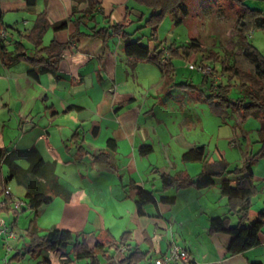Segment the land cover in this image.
Returning a JSON list of instances; mask_svg holds the SVG:
<instances>
[{
  "label": "crops",
  "instance_id": "0c3cea01",
  "mask_svg": "<svg viewBox=\"0 0 264 264\" xmlns=\"http://www.w3.org/2000/svg\"><path fill=\"white\" fill-rule=\"evenodd\" d=\"M136 6L133 0H35V6L29 9L25 0H0V30L7 25L23 27L24 33H17L28 52L33 46L24 37L41 13L49 23L42 46L51 41L64 45L55 72L39 74L38 80L27 75L26 63L5 68L0 62V114L5 117L0 122V147L7 152L36 148L44 161L55 163V173L60 166L71 196L68 201L54 199L62 200L69 226L49 230L87 233L89 247L94 238L118 243L127 233L125 255L140 253L139 264H153L156 258L168 254L172 244L187 250L190 264H264V230L259 233L258 246L234 255L227 253L229 236L208 231L213 218L229 217L232 223L237 222V216L228 211L220 184L228 180L233 185L239 176L217 177L212 186L203 189L164 187L166 177L194 180L204 171L232 168L226 153L217 146L213 154H206L202 141L210 134L199 118L167 114L168 102L163 97H177L169 87L176 83L172 79L165 83L159 71L160 77L156 78L149 71L144 73L146 69L141 66L148 63L125 56L124 41L112 32V27L124 25L132 39L127 29L148 13ZM62 23L66 24L63 29H53ZM190 95L198 102L195 94ZM229 112L225 116L230 117ZM12 116L11 137L4 123ZM247 134L245 130H234V135L249 144ZM109 141L112 148L108 147ZM144 145L151 146L147 155L139 152ZM200 146L206 154L202 162L182 161L184 152ZM103 152L106 156L97 161ZM253 153V149L246 150L241 164L235 167H241ZM251 173L257 193L251 199L249 221L264 209V159L254 162ZM56 175L61 182V176ZM138 187L156 201L144 206L142 215L137 214L135 204ZM24 194L23 188V198ZM260 199V205L254 208V202ZM5 213L13 221V211ZM113 233L119 237L113 238ZM0 244L3 247L1 239ZM120 251L108 250L118 264L124 258L118 261L111 252ZM43 252L48 251L39 255ZM55 255L56 263L44 257L37 264H74L67 250Z\"/></svg>",
  "mask_w": 264,
  "mask_h": 264
},
{
  "label": "trees",
  "instance_id": "16d2710c",
  "mask_svg": "<svg viewBox=\"0 0 264 264\" xmlns=\"http://www.w3.org/2000/svg\"><path fill=\"white\" fill-rule=\"evenodd\" d=\"M136 5H140L149 12L145 20L144 27L151 30V38L148 43H155L154 46L141 45L138 40H132L124 31V25L118 24L112 27V32L124 41L123 52L126 57L135 59L137 62H145L155 67L162 75L165 83L171 81L174 66L172 57L180 56L179 50L169 48H160L155 42V31L163 17L172 16L175 25H179L182 18L188 14L185 0H133ZM236 7L238 16L232 27L234 35L243 47L244 55L255 65V75L257 78H264V58L247 42V35L252 28H264V15L261 11L252 10L247 6L248 0H227ZM27 8L35 6V0H25ZM91 9V8H90ZM142 19H140L141 21ZM1 21V14H0ZM130 24V23H129ZM66 26L65 23L53 26L54 30H61ZM49 28V23L45 14L37 16L31 30L25 35V40L33 46V51L28 52L22 43H17L12 51H8L5 42L0 41V62L5 68H10L18 63H26L29 66L27 75L38 80L39 74L54 73L61 59L64 45L51 41L46 47L42 46V38ZM198 41L195 37L191 38L188 46L182 49L181 53L189 57L199 49ZM224 71L230 78L237 79L240 86V92L245 93L249 100L247 106H243L241 100L231 102L227 98V87L211 88L209 94H205L201 88L191 86V93L195 94L196 100L206 104L216 117H224L229 111L234 112L243 122L250 117L256 118L261 123L258 130L259 140L258 148L253 154H249L241 167L227 169L222 166L219 172H202L194 180L189 178H164V187L176 185L178 187L193 186L197 189L207 188L213 185L214 179L223 175L239 176L232 185L228 180H223L220 184V192L227 199L228 211L231 215L237 216V222L232 223L229 217L213 218L209 223L210 234H225L229 236L230 242L227 247V253L234 255L245 252L259 245V233L264 230V209L256 216L255 220L250 222L248 219L251 207V199L256 195L257 190L253 184L251 167L258 159H264V87L257 83L255 78H249L239 72L234 66L224 67ZM208 76L204 75L203 84L207 83ZM204 87V86H202ZM112 141L108 142V147L112 148ZM140 154L147 155L151 152V146L144 145L139 149ZM205 149L203 146L190 149L182 154V161L198 163L205 159ZM106 154L100 153L96 160ZM26 161L27 167L22 168L18 162ZM220 161V160H219ZM5 166L7 176L3 179L2 167ZM14 180L17 185L25 190L24 200L26 208L13 211L14 219L10 225L14 226L19 213L26 209L33 212L35 216L38 210L50 204L54 198L61 197L68 201L71 191L65 187L58 179L55 173V163L44 161L36 148L28 150H12L7 152L0 147V186L8 184ZM135 201L138 215L143 214V207L148 204H154V197L141 188H136ZM8 209L0 208V213L7 212ZM28 243L23 250L15 254L7 261V264L19 262L24 254L32 257L38 256L45 250L50 253L59 251H68L73 257L74 264L85 262L84 264H118L108 250L120 251L125 247L126 235L123 234L120 242L113 241L101 242L94 238L92 247L88 246L87 233H74L64 229H51L45 234L40 235L34 221H31L27 228ZM142 255L132 252L125 255L120 264L140 263ZM260 264V263H252Z\"/></svg>",
  "mask_w": 264,
  "mask_h": 264
},
{
  "label": "rangeland",
  "instance_id": "374dc122",
  "mask_svg": "<svg viewBox=\"0 0 264 264\" xmlns=\"http://www.w3.org/2000/svg\"><path fill=\"white\" fill-rule=\"evenodd\" d=\"M246 4L250 9L261 11L262 15H264V0H248ZM185 5L187 6L188 14L182 18L179 25L174 24L172 16H167L163 17L155 31V42L160 48H165L166 50L169 48L177 49L180 55L171 58L174 66L172 81L176 85L170 83L169 87L175 90L174 95H177V97L174 96L170 100L167 99V95L163 97L168 102L166 105L167 114L172 117L178 115V118L182 115L186 117L191 116L194 119L199 118L210 134L209 138L202 141L206 146V154H213V149L217 146L226 153L227 160L231 164L230 167L234 168L241 164L246 150L248 152L252 149L254 152L257 150L258 144L256 142L259 140L258 130L261 128L260 121L250 117L241 122L234 112H229L230 117L217 118L211 114L206 104L192 100L190 95L192 90L190 87L198 84V87L205 94H209L211 88L229 86V90L226 93L227 98L231 102L241 100L243 106H247L249 100L245 93L240 92L239 82L237 79L230 78L227 71H224L223 68L234 66L245 76L255 78L257 83L262 87H264V78L256 77L254 73L255 65L244 55L243 47L233 33L232 27L238 16L234 5L227 0H185ZM136 8L142 9L143 12H148L146 8L140 5H137ZM148 16L149 12L146 14V18L141 21L139 19L135 20L132 26L127 29V32L132 34V40H138L141 45L152 47L155 43H148V40L151 38V30L148 27H144ZM1 30H4L7 35L5 43L7 50H13L17 43H21L22 37H19L17 32L23 34V27L7 25L4 29L2 27ZM193 37L198 41L199 49L189 57H185L181 51L188 46L189 40ZM247 42L264 58V28H252L247 35ZM190 66H208L213 70L214 74L208 75L207 83L202 85L204 75L197 70L190 69ZM141 68L143 70L146 69L144 73L148 71L153 73L154 78L160 77L158 70L151 65L145 64ZM216 76L220 78L217 80ZM1 93H3L2 81H0ZM172 102L174 104L173 107ZM1 120H5V117H1L0 114V122ZM7 120L4 124L7 125L11 133L9 131L6 133L12 137L14 133L12 128L14 123L13 116ZM234 130L238 132L242 130L247 131L246 139L250 140V143L248 144L234 135ZM230 142L235 143L229 145ZM19 165L23 168L27 167V163L24 161H20ZM60 169L59 166L56 173L61 176V183L66 185L67 183H65V179L62 177ZM1 171L3 179H5L7 176L6 167L3 166ZM8 185L14 198H23V188L21 186L17 185L14 180L9 181ZM261 201V199L260 201L256 200L254 208L259 206ZM63 206L62 200L58 198L53 199L51 204L42 206L38 210L36 217L27 209L19 213L14 226L10 225L16 235L15 240L7 242L12 248L11 252H6L4 241L3 247L0 244V264H7L6 261L11 259L18 250H22L23 245L28 243L26 231L31 221H36L37 227L42 229V232L39 233L40 235H43L53 226L68 228L69 225H67L66 217L63 216ZM8 216L4 212L1 217L6 220L7 224H10L12 216L10 215L11 219ZM252 221L254 219L250 222ZM112 237L117 239L119 234L113 233ZM14 241H16V245ZM155 252H157V249H155ZM111 253L115 256V259L121 261L126 254V249L123 248L116 254L114 252ZM152 253L153 251H151ZM55 254L43 252L42 255H38L37 257L24 254L22 260L13 262L12 264H37L44 257H48L52 262L56 263L58 256Z\"/></svg>",
  "mask_w": 264,
  "mask_h": 264
},
{
  "label": "built area",
  "instance_id": "2783aa9c",
  "mask_svg": "<svg viewBox=\"0 0 264 264\" xmlns=\"http://www.w3.org/2000/svg\"><path fill=\"white\" fill-rule=\"evenodd\" d=\"M6 39V32L4 30H0V41L5 42ZM190 69L197 70L198 72H201L203 75L207 76L214 74L213 70L208 66H190ZM216 78L218 80L220 77L216 76ZM25 207L26 203L24 200L13 197L8 184H3L0 187V208L10 209L12 211H20ZM1 216L2 215H0V239L6 244V252L10 253L12 248L7 242L14 240L16 235L10 226L11 223L7 224L6 220H4ZM191 262L192 258L187 250L172 244L169 247L168 254L156 258L153 261V264H190Z\"/></svg>",
  "mask_w": 264,
  "mask_h": 264
}]
</instances>
